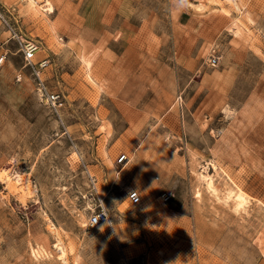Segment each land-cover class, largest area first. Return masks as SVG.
I'll return each mask as SVG.
<instances>
[{"label": "rangeland", "instance_id": "rangeland-1", "mask_svg": "<svg viewBox=\"0 0 264 264\" xmlns=\"http://www.w3.org/2000/svg\"><path fill=\"white\" fill-rule=\"evenodd\" d=\"M36 2L0 0V264H264V0Z\"/></svg>", "mask_w": 264, "mask_h": 264}, {"label": "built area", "instance_id": "built-area-1", "mask_svg": "<svg viewBox=\"0 0 264 264\" xmlns=\"http://www.w3.org/2000/svg\"><path fill=\"white\" fill-rule=\"evenodd\" d=\"M0 47H2L1 41H0ZM22 55L24 63L27 65L32 66V71L35 77V82L37 85V89L40 92V95L45 99V101L53 108L57 109L59 108L63 102V96L62 94L57 90H48L45 84V80L43 77V71L47 67L49 60L48 58L44 57L37 61H34V56L37 50L39 49V45L35 40L27 39L22 42ZM6 56V52L3 49H0V67L2 66L4 59ZM216 61V58L213 57L211 59V62L214 63ZM127 155L125 153H121L117 157V162L119 164L124 163L127 161ZM161 197L163 200L168 199L167 193H162ZM128 199L132 203H138L140 201V194L135 189H130L128 191ZM108 219V214L104 208H98L94 212H92L88 217V223L90 225H98Z\"/></svg>", "mask_w": 264, "mask_h": 264}, {"label": "bare ground", "instance_id": "bare-ground-1", "mask_svg": "<svg viewBox=\"0 0 264 264\" xmlns=\"http://www.w3.org/2000/svg\"><path fill=\"white\" fill-rule=\"evenodd\" d=\"M229 2H232V0H227ZM28 3H30L31 5L35 6L37 4L36 0H28ZM39 6V4H37ZM36 5V6H37ZM47 5V4H46ZM42 8L41 10L42 11H51L52 10V7L47 5L46 7L43 6V4H41ZM40 6V7H41ZM44 7V8H43ZM40 10V11H41ZM86 66L89 67L90 66V62L89 60H87L86 62ZM12 173V172H11ZM199 177L205 182L206 186L210 189V191H216V188L214 186V182H213V177L209 174V173H206V172H200L199 173ZM8 179V178H7ZM13 186H14V190L15 192H19V193H22V192H25L26 190V187H25V176L20 173V172H15L10 181ZM234 192V191H233ZM239 193V192H238ZM238 193H234V199L236 200V204L237 205H243L246 201V197L244 194H238ZM241 193V192H240ZM231 193L228 192V194H226L227 196H230ZM248 204V203H247ZM237 209V208H236ZM118 240V239H117ZM119 241V240H118ZM116 241V242H118ZM58 248H59V251H60V257L63 259V260H66L65 259V249L63 248V246L57 244ZM76 258V257H75ZM75 262V261H74ZM77 263V262H75ZM79 263V262H78ZM65 264H67L65 262Z\"/></svg>", "mask_w": 264, "mask_h": 264}]
</instances>
